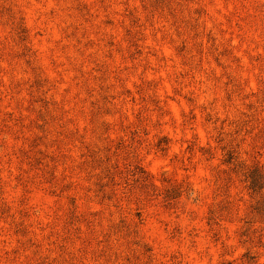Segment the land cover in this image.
Listing matches in <instances>:
<instances>
[{
	"label": "clouds",
	"instance_id": "1",
	"mask_svg": "<svg viewBox=\"0 0 264 264\" xmlns=\"http://www.w3.org/2000/svg\"><path fill=\"white\" fill-rule=\"evenodd\" d=\"M83 2L89 5L87 22L74 17V0H32V19L41 29L58 31L79 22L80 32L96 39L94 47L82 51L79 59L66 51L59 57L49 53L53 74L44 68L49 83L39 92L26 84L13 88L11 75L12 83H0V92L12 88L11 100L5 96L0 106V186L10 206V216L0 219V264H243L242 257L250 251L256 264H264V225L255 235L241 234L247 197L240 183L243 166L253 159L264 162V0H169L172 15L167 7L149 15L140 9V0H127L136 9L134 26L122 8L112 10L113 0H103L112 15L120 17L107 37L116 38L111 48L100 42L105 7L95 0ZM185 21L197 25L195 35L184 30ZM129 27L139 30L143 41L154 43L142 41L143 59L124 69L131 49L120 40L119 30ZM181 42L188 47L178 56L174 49ZM164 44L170 49L167 54ZM98 53L105 63L124 69L119 83L111 76L85 79L89 71L70 67L96 64ZM150 55L156 60L151 66ZM58 61H63L64 73L57 70ZM0 66L7 64L0 61ZM141 67L155 75H146ZM67 73L61 88V76ZM101 82L118 101H112L107 116H100L108 125L102 135L92 131L88 119L99 101L96 84ZM125 89L130 92L125 94ZM9 112H14L10 120ZM73 136L78 142H69ZM36 137L44 138L39 147L53 165V158L63 156L57 172L61 181L80 164L82 145L102 163L88 176L96 189L107 192L81 200L75 222L58 214L59 193L51 202L34 198L35 191L42 190L38 175L20 154L29 151ZM117 144L119 151H109ZM109 169L112 175L105 180ZM18 176L33 186L32 196L17 184ZM80 179L77 175V183ZM221 184L226 191L221 192ZM166 192L171 194L167 208L162 200ZM225 197L232 202L227 216L204 223L207 210ZM63 198L70 196L65 193ZM136 208L143 209L145 222L133 218L121 229L120 222ZM149 219L154 227L148 226ZM21 222L25 231L14 233L10 225ZM171 226L179 233L164 244L160 233ZM213 232L218 239H211Z\"/></svg>",
	"mask_w": 264,
	"mask_h": 264
},
{
	"label": "rangeland",
	"instance_id": "2",
	"mask_svg": "<svg viewBox=\"0 0 264 264\" xmlns=\"http://www.w3.org/2000/svg\"><path fill=\"white\" fill-rule=\"evenodd\" d=\"M39 3V0H36ZM114 9L113 11H119L123 9V16L128 21L130 26H134L137 23L136 9L127 5V0H113ZM95 3L98 7H105V12L102 14V19L99 21V24L103 30V39L100 41L104 47H113L116 44V38L107 39L108 36L114 31L115 23L120 19L119 16H113L112 11H109L108 8L104 5L103 0H95ZM140 9L145 10L149 15L158 12L162 8H169V15H172L171 7L169 0H140L139 4ZM199 11V10H197ZM72 13L74 17L78 20L83 19L87 22V15L89 13V5L84 3L83 0H74L72 4ZM34 14V9L32 7V0H0V36L3 38L0 39V61H3L7 64V67L4 68L0 66V83L9 82V75L12 76L14 83L12 87L23 86L26 84L33 93L39 92L45 89L48 86V78L43 75L44 68H48L49 75L53 74V69L50 67L51 61L48 60L49 53L53 55L60 56L65 51L73 55L74 59H79V54L82 51H88L90 48L94 47L96 44V39L92 36V33L87 35L80 32L79 22L72 25H67L63 30H57L53 28L41 29L39 25L35 24V21L32 19ZM38 19V17H37ZM175 23V21H173ZM184 30L186 32H191L195 35V29L197 25L195 23H189L185 21L183 23ZM36 29L33 31V29ZM71 30V35L69 34L68 29ZM123 35L120 36V40L124 41L127 46L131 49L128 54V57L123 61L124 69H130L137 63L139 60L143 59L142 51L140 47L143 37L140 34L139 30L133 31L131 27L120 29ZM187 39V38H186ZM75 40L76 44H72V41ZM145 44L154 43L143 41ZM190 43V41H189ZM79 45V47H77ZM162 51L167 54L170 49L166 44L162 45ZM188 44L181 42L179 43L174 52L176 55H184L186 53V48ZM227 50H225L226 52ZM113 56H115L116 61L121 62V58L118 52L113 51ZM109 60L111 57L108 58ZM161 60L165 59V56L160 57ZM96 64H85L82 65L79 69L73 67L74 70L80 71L81 73L84 70L89 71L90 76L85 79H91L92 76H97L101 81L106 79L108 76H111L114 81L119 83L120 79L124 74V69L113 67L109 63H105V57L99 53L96 56ZM156 60L153 56H149V65L155 64ZM63 61L57 62V70L60 73H64L65 69L62 66ZM44 66V67H42ZM140 71L144 72L146 75L151 76L155 73L149 71L148 67H141ZM160 73H163V68L159 69ZM67 73L61 76V83L59 87L63 88V81L68 79ZM27 77V79H25ZM80 83L83 85L84 79H81ZM151 83V82H150ZM165 87L167 84L165 82ZM97 89H99V101L94 103L89 110L88 119L89 123L92 126V131L100 135L104 131L108 130V125L100 119L101 114L107 116L111 109L112 101H117V97L111 94V89L104 83H97ZM240 85L235 84V88L239 89ZM12 88H9L7 92H0V106L5 105V96H8L9 101L11 100L10 92ZM130 92V89H125L124 93L127 94ZM27 95V93H26ZM111 96V100H109ZM31 98V96H29ZM43 99V98H42ZM108 105V106H105ZM25 111L28 110V105H24ZM3 108L0 107V111ZM14 112H9L6 119L10 120ZM67 139V137H66ZM76 140L78 138L73 136L69 142ZM257 140H260V135L257 136ZM30 148L27 153L21 152V159L26 160L28 166L35 170L38 175L39 184L42 190H37L34 193V198L39 201L43 199L44 201L51 202L56 199V193L60 195V205L62 210L58 209V214L62 215L63 219L66 222H75V212L78 210L77 205L81 200H87L89 198L98 197L101 193L107 192V189H96V184L91 181V178L88 176L89 171L96 167H101L102 163L97 161L94 151L88 147H83L81 152L80 164L74 169H70L65 172L63 180L61 181L57 172L59 171L60 164L59 161L63 156H58L53 159L56 160L55 165L49 160L48 154L42 153L40 145L44 143L43 137L33 138L30 142ZM119 144L114 145L109 151H119ZM47 162V166H45ZM245 171L241 174L242 179L240 183L243 186V191L247 197V203L242 207L243 216L242 219V231L241 234L244 236H249L250 234L255 235L257 230L261 225H264V162L260 160L253 159L247 165L243 166ZM251 171H256V178L249 179L248 175ZM79 175L81 177L80 182L77 183L76 177ZM112 172L109 169L108 174L105 176V180H108L111 177ZM17 184L23 189L26 196H32V185L26 183L23 177H15ZM252 180H255V187H253ZM101 181L100 183H103ZM253 185V186H252ZM43 189H47L46 191ZM221 192L226 191V188L223 184L220 186ZM5 188L0 186V219H7L10 216V206L7 202L5 196ZM67 193L70 196V199L67 201L64 200L63 196ZM111 196L109 194L108 199ZM165 207H171L170 200L171 194L165 193L162 197ZM107 202V200L105 201ZM232 207V202L225 197L219 201L212 208L208 209L205 213L207 219L204 223L215 224L218 217L227 216L228 212ZM135 218V220L140 221L141 223L145 222V213L142 208H136L132 210V216L126 217L120 222L121 229H127L130 226V221ZM148 226L154 227V223L151 219L147 220ZM14 233H23L25 231L23 223H15L10 225ZM179 233V228L176 226H171L170 230H165L160 233L163 237L162 243L168 244L171 241H174L176 236ZM216 232H213L211 239H218ZM259 243V240L257 241ZM147 251H152L150 247ZM169 259H174L173 256H170ZM243 264H256L257 258L254 252H249L247 255L242 257ZM176 264H179V261H176Z\"/></svg>",
	"mask_w": 264,
	"mask_h": 264
},
{
	"label": "trees",
	"instance_id": "3",
	"mask_svg": "<svg viewBox=\"0 0 264 264\" xmlns=\"http://www.w3.org/2000/svg\"><path fill=\"white\" fill-rule=\"evenodd\" d=\"M256 171H251L250 173H249V175H248V177H249V179H253V178H256L257 177V175H256V173H255ZM252 183H253V187H255V180H252Z\"/></svg>",
	"mask_w": 264,
	"mask_h": 264
}]
</instances>
